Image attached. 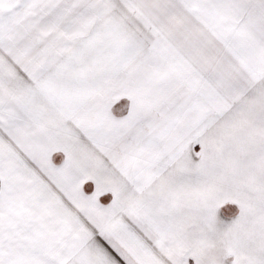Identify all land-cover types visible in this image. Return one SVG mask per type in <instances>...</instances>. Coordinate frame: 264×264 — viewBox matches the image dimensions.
<instances>
[{
	"label": "snow or ice",
	"instance_id": "6c2138e0",
	"mask_svg": "<svg viewBox=\"0 0 264 264\" xmlns=\"http://www.w3.org/2000/svg\"><path fill=\"white\" fill-rule=\"evenodd\" d=\"M0 264H264V0H0Z\"/></svg>",
	"mask_w": 264,
	"mask_h": 264
}]
</instances>
